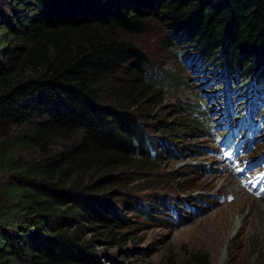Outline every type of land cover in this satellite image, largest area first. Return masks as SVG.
Listing matches in <instances>:
<instances>
[{"label": "trees", "instance_id": "obj_1", "mask_svg": "<svg viewBox=\"0 0 264 264\" xmlns=\"http://www.w3.org/2000/svg\"><path fill=\"white\" fill-rule=\"evenodd\" d=\"M151 5L206 62L219 55L212 71L227 84L253 77L250 91L264 92V0H0V264H97L85 233L111 224L107 172L150 147L138 111L100 89L143 74L144 56L122 34L140 33ZM122 90L136 108L156 92L145 80ZM248 105L237 125L250 131Z\"/></svg>", "mask_w": 264, "mask_h": 264}, {"label": "rangeland", "instance_id": "obj_2", "mask_svg": "<svg viewBox=\"0 0 264 264\" xmlns=\"http://www.w3.org/2000/svg\"><path fill=\"white\" fill-rule=\"evenodd\" d=\"M150 12L140 33L122 34L144 56L143 74L121 73L100 89L107 102L138 111L150 147L147 159L135 153L133 165L107 172L114 187L103 204L111 224L95 222L98 229L85 233L96 263L264 264V92L250 91L259 83L253 77L227 84L211 66L219 55L206 62L192 38L185 42L161 17V6ZM141 80L156 92L136 108L139 98L122 86ZM249 102L256 104L250 131L237 125ZM29 157L38 155L21 159Z\"/></svg>", "mask_w": 264, "mask_h": 264}, {"label": "bare ground", "instance_id": "obj_3", "mask_svg": "<svg viewBox=\"0 0 264 264\" xmlns=\"http://www.w3.org/2000/svg\"><path fill=\"white\" fill-rule=\"evenodd\" d=\"M231 183H234V184H236L237 182H235L233 179L231 180H228V185L229 184H231ZM232 191L235 193V195H237L238 193H241V195L243 194L242 193V191L244 192V190L242 189L241 191L239 190V189H232ZM235 195H233V196H235ZM241 195L240 196H238V198H240L241 197ZM237 198V199H238Z\"/></svg>", "mask_w": 264, "mask_h": 264}]
</instances>
